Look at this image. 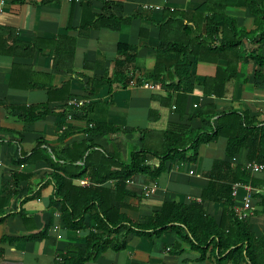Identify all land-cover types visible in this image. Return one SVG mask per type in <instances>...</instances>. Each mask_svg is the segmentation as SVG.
Returning a JSON list of instances; mask_svg holds the SVG:
<instances>
[{
    "label": "crops",
    "instance_id": "0c3cea01",
    "mask_svg": "<svg viewBox=\"0 0 264 264\" xmlns=\"http://www.w3.org/2000/svg\"><path fill=\"white\" fill-rule=\"evenodd\" d=\"M206 1L0 0V196L4 200L0 202V264H62L61 258L68 251H84L87 236L95 230L90 213L82 228L65 227L62 198L55 195L48 156L63 167L62 155L70 151L75 155L90 144L89 167L94 171L100 166V174L105 175L109 169L101 167L103 158L97 152L117 154L125 162L131 152L143 148L163 153L167 135L175 133L176 138L181 133L170 132L174 126L201 130L204 120L217 124L222 115L232 111L264 123V43L258 37L242 39L238 66L244 68L225 84L222 96L212 93L220 90L212 81L218 70L229 66L232 57L220 58L202 46L197 57L190 56V75L183 82L173 70L175 53L164 51L168 42L160 37L163 15L166 11L194 12ZM225 14L239 30L256 28V19L246 6L227 7ZM185 23L192 29V37L205 40L203 21ZM167 33L168 38L175 34L186 42L183 27L173 26ZM131 46L136 48L135 60L118 65V60H125L120 48ZM252 51L263 56V65L251 59ZM230 61L234 64V57ZM127 69L130 78L125 83ZM130 79L135 81L134 86L128 84ZM103 80L109 82L100 83ZM205 80L210 84L206 88L201 84ZM144 81L160 87L144 88ZM93 82L96 94H92ZM67 97L88 101L86 113L82 110L85 104L74 107L66 103ZM20 107H35V114L41 113L43 118L28 122ZM100 121L117 129L108 134L84 131L88 124ZM69 131L76 132L60 139ZM39 142L42 157L29 158ZM226 143L221 137L201 144L194 163L167 160L165 172L158 179L138 175L127 181L126 188L133 195L123 201L113 200L112 207L137 223H146L164 203L195 204L221 224L224 204L204 197L207 173L216 160L230 161L244 170L249 164L248 151L243 148L229 159ZM89 152L74 164L84 169ZM152 154L146 155L145 165H159L161 159ZM23 158L24 163H16ZM246 171L251 178L239 186L235 207H242L247 194H252L253 209L247 219L250 231L260 237L264 234V184L253 181L263 180L264 171ZM116 182L109 180L101 186L116 190ZM73 184L88 186L89 179H77ZM146 190L151 191L149 196ZM123 203L127 206L122 207ZM215 246L211 244L203 256L173 230L153 237L131 233L125 249H106L84 264H232L220 260Z\"/></svg>",
    "mask_w": 264,
    "mask_h": 264
},
{
    "label": "trees",
    "instance_id": "16d2710c",
    "mask_svg": "<svg viewBox=\"0 0 264 264\" xmlns=\"http://www.w3.org/2000/svg\"><path fill=\"white\" fill-rule=\"evenodd\" d=\"M243 5L250 9V12L256 19V28L252 31L239 30L235 21L225 14L227 7ZM205 20V21H204ZM205 26V40L200 36L192 37V29L185 22L193 24L202 22ZM173 26L183 27V33L186 42L180 41L175 34L167 37V31ZM160 37L164 42H168L164 51H173L175 62L173 64L174 72L183 82L189 77L192 61L190 56L197 57V50L202 46L209 52L218 55L220 58L229 60L234 57V64L229 60V66L221 71L218 70L217 76L213 79V86H219L220 90L212 91L217 96L224 94L225 84L234 77L235 72H241L239 68L238 57L240 54V44L243 38L253 39L258 37L260 43H264V0H207L200 8L194 12H172L166 11L159 24ZM220 44L217 45L219 35ZM166 36V37H165ZM120 54L125 55L123 62H117L118 65L131 64L135 60L136 48H120ZM251 59L261 66L263 65V56L252 51ZM154 73L158 78L160 66ZM129 72H130V68ZM128 69L125 71V83L130 78ZM233 72V74H232ZM127 74V75H126ZM109 82L103 80L100 83ZM209 81L201 82L202 85H210ZM93 82L92 94H96V88ZM206 93H208L206 91ZM71 98L67 97V104ZM66 104V105H67ZM89 104H85L82 110L86 113ZM20 107L25 113L26 121L32 122L43 118L42 114H35L37 109ZM41 108V107H40ZM65 113V112H64ZM91 125V127H89ZM84 130L91 134H108L114 132L117 128L104 121L88 124ZM170 132L181 131L175 138V133L167 135V147L163 153L154 152L143 148L140 152H131L127 162L120 159L119 156L97 152L102 158L101 167H106L109 172L101 175L100 166L91 171L90 157L92 150L90 144L75 155L70 151L62 155L65 165L62 167L54 162L49 156L50 167L53 168L52 178L55 179L56 192L62 198L61 218L67 229L78 230L83 227L86 216L90 213L91 218L95 220V230L90 232L86 238L84 251L70 253L62 256V264H84L87 260L97 259L106 249L121 251L126 248L127 235L131 233H144L153 237L173 230L182 236L184 241L190 243L194 249L202 252L203 256L208 252L211 244L215 243L219 250L220 260H229L232 264H264V234L256 237L249 227V220L238 219L235 211L234 196L232 195V186L236 183H247L250 174L241 166L226 160H216L212 169L207 173L209 183L204 192V197H209L212 201L224 204V214L221 224H217L214 219L208 216L202 208L195 204L164 203L159 211L154 213L146 223H137L129 216L121 212V209L112 207V201H123L125 196L133 195L126 188L127 181L134 179L138 175H148L153 179H158L166 169L167 160L177 163H194L197 161L198 152L201 144L216 141L223 137L226 139L225 153L229 159L235 158L240 150L248 151L249 162L264 164V123L261 124L256 119H251L244 114L232 111L222 115L217 124L211 120H204L201 130H193L187 127L174 126ZM76 131L64 132L60 139H65ZM90 151L84 162V169L74 164L76 160H82L86 151ZM44 151L41 148V142L32 150L29 158L37 159L42 157ZM158 156L161 160L159 165H145L147 154ZM26 158L16 162L24 163ZM30 161V159H29ZM70 168H73V171ZM117 167L118 171L110 170ZM69 169V170H68ZM60 173V174H58ZM102 176V177H100ZM87 177L88 186H77L73 184L74 180ZM16 178H14L15 181ZM109 180H115L116 190L102 187ZM264 184V179L260 178L253 181L254 184ZM15 183V182H14ZM16 184V183H15ZM264 200V194L262 195ZM0 202H4L0 196ZM2 205V204H1ZM127 205L123 203L122 207ZM229 222V225H226ZM125 232L121 234V230ZM102 230V233L97 231ZM185 234L182 235V233ZM201 258V257H200Z\"/></svg>",
    "mask_w": 264,
    "mask_h": 264
},
{
    "label": "built area",
    "instance_id": "2783aa9c",
    "mask_svg": "<svg viewBox=\"0 0 264 264\" xmlns=\"http://www.w3.org/2000/svg\"><path fill=\"white\" fill-rule=\"evenodd\" d=\"M4 0H1V3H3ZM72 1V0H70ZM156 9H159L158 7ZM129 85L134 86L136 83L133 79H130V81L128 82ZM141 86L144 88H159L160 86L157 84H151L149 82H142ZM70 105H73L74 107H82L84 104L88 103V101L86 100H70L68 102ZM246 170H249L251 172H262L264 171V164H259V163H251L249 162V164L246 166ZM191 174L194 173V171H190ZM83 184H86L85 181H83ZM241 184L240 183H236L232 186V195L235 196L237 194V190L239 188ZM150 190H146L145 195L149 196L150 195ZM251 200H252V194L249 193L247 194V196L244 198V203L242 205V207L237 208L235 207V211H236V215L238 217V219L240 220H245L249 217L250 212L252 211V205H251Z\"/></svg>",
    "mask_w": 264,
    "mask_h": 264
}]
</instances>
